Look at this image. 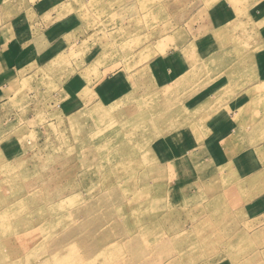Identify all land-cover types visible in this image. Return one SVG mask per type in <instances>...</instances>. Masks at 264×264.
<instances>
[{
  "label": "rangeland",
  "instance_id": "1",
  "mask_svg": "<svg viewBox=\"0 0 264 264\" xmlns=\"http://www.w3.org/2000/svg\"><path fill=\"white\" fill-rule=\"evenodd\" d=\"M38 2L76 17L79 49L0 112V264H264L245 176L210 167L219 137L201 128L225 113L203 98L262 78L264 0H0V23ZM77 71L70 114L59 88Z\"/></svg>",
  "mask_w": 264,
  "mask_h": 264
},
{
  "label": "crops",
  "instance_id": "2",
  "mask_svg": "<svg viewBox=\"0 0 264 264\" xmlns=\"http://www.w3.org/2000/svg\"><path fill=\"white\" fill-rule=\"evenodd\" d=\"M61 6L62 4L59 3L54 6L39 2L29 4L25 7L27 10L23 13L24 16L9 18L0 23V112H6L4 108L11 106L16 114L22 113L25 99L37 96L41 92V67L55 61L57 49L61 48L62 52L79 49L80 35L75 28L78 20L74 15L60 16L59 9L63 8ZM252 56L256 57V54ZM254 63L255 60L251 67ZM186 68L182 76L187 74L189 68ZM257 73L263 79L248 84L243 92L245 96L239 93L236 97L222 98L212 94L203 98L201 106L205 107L206 112L212 104L223 102L216 109V113L217 115L219 111L225 113L221 123L216 122L213 127L212 125L204 127L201 123V128L203 132L207 131L204 132L205 137L208 136L211 128L213 135L219 137L212 145L215 150V160L210 167L219 170L229 169L233 175L243 174L245 180L241 182L244 187H239V192L245 191L242 193L243 200L254 202L251 205L254 215L263 220L264 60L260 62ZM84 86L89 91L88 101L90 96L92 100L95 99L94 83L82 85V88ZM224 86L223 82L222 88ZM80 90L78 71L77 77L73 73L71 78L69 77L59 88L61 96L59 104L63 105L62 107L70 114L80 107L78 98ZM255 93L259 96H254ZM55 96L57 92L54 91L49 98L52 97L54 100ZM75 96L77 98H74ZM48 102L52 106L50 100L46 103ZM209 115L211 114L205 116L206 120L210 119ZM207 147L205 142L200 148L201 152ZM206 160L209 162L207 156Z\"/></svg>",
  "mask_w": 264,
  "mask_h": 264
},
{
  "label": "snow or ice",
  "instance_id": "3",
  "mask_svg": "<svg viewBox=\"0 0 264 264\" xmlns=\"http://www.w3.org/2000/svg\"><path fill=\"white\" fill-rule=\"evenodd\" d=\"M176 155H179V152L176 153ZM190 164H188L186 161L182 162L180 160L176 161V169L181 173L185 174L190 169Z\"/></svg>",
  "mask_w": 264,
  "mask_h": 264
}]
</instances>
